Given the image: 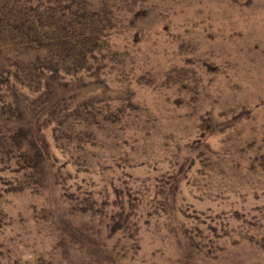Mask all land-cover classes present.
Listing matches in <instances>:
<instances>
[{
	"label": "rangeland",
	"instance_id": "obj_1",
	"mask_svg": "<svg viewBox=\"0 0 264 264\" xmlns=\"http://www.w3.org/2000/svg\"><path fill=\"white\" fill-rule=\"evenodd\" d=\"M0 264H264V0H0Z\"/></svg>",
	"mask_w": 264,
	"mask_h": 264
}]
</instances>
